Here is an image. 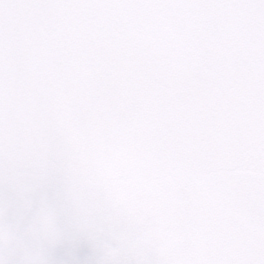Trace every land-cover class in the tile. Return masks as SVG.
Listing matches in <instances>:
<instances>
[{"label":"snow or ice","instance_id":"obj_1","mask_svg":"<svg viewBox=\"0 0 264 264\" xmlns=\"http://www.w3.org/2000/svg\"><path fill=\"white\" fill-rule=\"evenodd\" d=\"M0 264H264V0H0Z\"/></svg>","mask_w":264,"mask_h":264}]
</instances>
